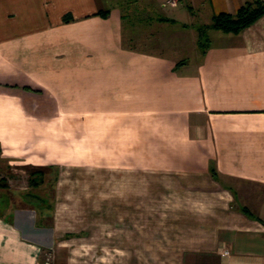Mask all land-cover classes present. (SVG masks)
<instances>
[{"label": "crops", "instance_id": "obj_1", "mask_svg": "<svg viewBox=\"0 0 264 264\" xmlns=\"http://www.w3.org/2000/svg\"><path fill=\"white\" fill-rule=\"evenodd\" d=\"M145 1L0 0L4 153L52 169L88 142L131 178L106 197L91 187L78 211L58 202L59 182L46 207L0 182V264H42L46 248L51 264H264V15L209 29L203 48L199 29L249 0L132 8ZM42 91L53 101L27 109L60 116L22 111V94Z\"/></svg>", "mask_w": 264, "mask_h": 264}, {"label": "rangeland", "instance_id": "obj_2", "mask_svg": "<svg viewBox=\"0 0 264 264\" xmlns=\"http://www.w3.org/2000/svg\"><path fill=\"white\" fill-rule=\"evenodd\" d=\"M150 1L151 0H149L148 2L145 1L143 3L136 4L132 6V8L147 5V7L153 9V6L149 3ZM123 12L129 13L128 9L123 10ZM28 96L29 95L26 92H24L21 96L22 100L29 103L27 104L26 102H23L25 108H23L22 111L26 115H37V117L42 118L60 116L61 111L58 109L43 110L42 106H39L37 109L34 110L27 109L29 105L30 107H32L33 101L38 103L53 101L52 95L50 93L42 91L40 95H32L33 99H30ZM70 144L73 145L70 147L69 157L63 156L62 158V156H60L58 158L56 156L55 159H57L59 162L56 163L54 167H52V169H50L49 166L43 167L36 164H24L23 160H17L14 157H11V155L4 153V149L0 145V182L8 181L11 186L15 190H17V195L19 198H22L26 201L32 200L31 202H34L36 205L44 207L49 206V204L54 205V202L57 201V196L55 193L57 182H59L58 190L60 189V198L58 199V202H62L63 199L70 198L73 200V202H71L69 206L68 203H64L65 206L63 207L65 209L70 208L74 209L75 211H78L77 209L79 207V201L85 202L87 199H92L95 194V197H97L98 191H96L95 189L93 190L91 187L95 188L96 186L98 187L100 183H104L103 185L105 189L100 190V192L102 197H106L112 191L115 192V190L109 189V183L111 181H118V183H122L131 180L130 175L128 179L125 178L124 174L111 175L110 158L99 157V159H95L93 143L86 142L84 143L85 147H83V144L78 147L77 142H73ZM78 149L79 153L83 154L82 158L77 156ZM63 152L64 154H66L65 150ZM60 154H62V152H60ZM77 157H79V159H77ZM37 169L43 170L44 177L43 182L40 183L39 186L34 188L30 186V179L32 177L31 172ZM150 175L152 176L150 177L151 181L165 180L166 182H171L174 179V174L171 172L158 174L151 173ZM29 192H32L37 197L29 196ZM3 195V193L0 195V203L2 204V206H0V212H2L3 205L7 201ZM42 199H46L47 201H43ZM72 204L76 206H72ZM51 257L52 256L50 248H46L42 257V264L48 261L49 258L51 262Z\"/></svg>", "mask_w": 264, "mask_h": 264}, {"label": "trees", "instance_id": "obj_3", "mask_svg": "<svg viewBox=\"0 0 264 264\" xmlns=\"http://www.w3.org/2000/svg\"><path fill=\"white\" fill-rule=\"evenodd\" d=\"M97 14L107 17L109 11L100 10ZM262 15H264V0H249L236 13L220 12L215 14L210 24L204 25L199 29L201 47H207L209 44L207 36L209 29L221 30L227 33H239L244 28L253 24ZM62 20L67 23L74 21L75 18L72 13L68 12L63 15ZM23 88L25 90H33L29 86H24ZM43 173L42 169L32 171L30 184L32 186H39L43 182ZM212 173L216 174L214 168H212ZM243 210L250 213L246 207Z\"/></svg>", "mask_w": 264, "mask_h": 264}, {"label": "built area", "instance_id": "obj_4", "mask_svg": "<svg viewBox=\"0 0 264 264\" xmlns=\"http://www.w3.org/2000/svg\"><path fill=\"white\" fill-rule=\"evenodd\" d=\"M169 2L172 4V5H175L177 3V0H169ZM44 264H51L50 262V258L48 261H46Z\"/></svg>", "mask_w": 264, "mask_h": 264}]
</instances>
